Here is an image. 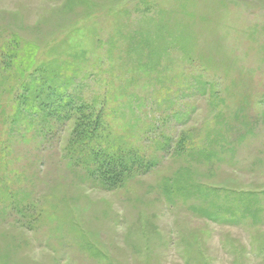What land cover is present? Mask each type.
Returning <instances> with one entry per match:
<instances>
[{"label":"rangeland","instance_id":"obj_1","mask_svg":"<svg viewBox=\"0 0 264 264\" xmlns=\"http://www.w3.org/2000/svg\"><path fill=\"white\" fill-rule=\"evenodd\" d=\"M43 76L154 163L104 186ZM0 264H264V0H0Z\"/></svg>","mask_w":264,"mask_h":264},{"label":"trees","instance_id":"obj_2","mask_svg":"<svg viewBox=\"0 0 264 264\" xmlns=\"http://www.w3.org/2000/svg\"><path fill=\"white\" fill-rule=\"evenodd\" d=\"M34 83L23 86L25 92L20 96V105L33 107L37 102V114L43 113L45 122L50 114L58 122L71 120L70 155L80 160L90 175L98 178L104 186L116 187L128 176L146 170L154 163L139 154L131 143L112 137L102 108L97 109L94 103L85 102L82 96L67 92L71 80L51 85L43 76ZM183 140L180 137L179 142Z\"/></svg>","mask_w":264,"mask_h":264}]
</instances>
